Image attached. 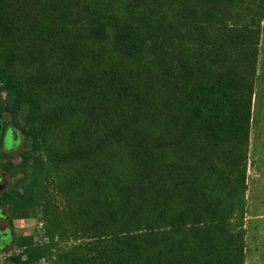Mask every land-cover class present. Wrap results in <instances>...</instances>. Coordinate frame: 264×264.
<instances>
[{
    "label": "trees",
    "instance_id": "1",
    "mask_svg": "<svg viewBox=\"0 0 264 264\" xmlns=\"http://www.w3.org/2000/svg\"><path fill=\"white\" fill-rule=\"evenodd\" d=\"M90 1L0 0V113L29 148L0 201L12 223L48 181L68 200L42 217L49 242L17 234L7 261L244 264L264 0Z\"/></svg>",
    "mask_w": 264,
    "mask_h": 264
},
{
    "label": "rangeland",
    "instance_id": "2",
    "mask_svg": "<svg viewBox=\"0 0 264 264\" xmlns=\"http://www.w3.org/2000/svg\"><path fill=\"white\" fill-rule=\"evenodd\" d=\"M126 1L127 0H123V4L117 3V9L114 10L115 14L118 15L125 11L121 6L125 7ZM108 2L109 0H102L103 4ZM87 3L92 4L90 0H87ZM68 6V8L72 10L81 11L82 9L81 6H72L70 2ZM109 7L112 6L109 5ZM81 13H84V9ZM157 15L159 17L160 13L158 12ZM151 17L157 18L155 16ZM84 19L88 18L82 17L81 21ZM76 26L77 24L75 27ZM254 61V89L251 100L250 128L245 160L246 186L243 191L245 202V213L242 218V229L244 232L245 242L244 264H264V13L262 20L260 21L257 55ZM8 118L11 119L6 114L5 119L8 120ZM17 120L19 123H22V114H18ZM11 129L12 131L15 130L16 134L18 133L17 136L19 137V141L17 145L14 146V140L10 139L8 148L4 147V149H1V151L4 152V156H1L0 160L2 164H0V167L7 171L8 175H4L3 177L7 182L6 185H17L19 180L22 178V173L20 168L15 170V167L24 163V160L27 158L26 155L28 154L27 152L29 148L24 145L25 136L18 130V128L11 127ZM4 158H6L7 161H4ZM33 158L34 156L29 159V162H31ZM41 158L43 161L45 160L44 153L41 154ZM127 161L129 163L128 153L125 157L121 158L120 164L126 165ZM8 167L10 170L7 169ZM127 177L130 178L131 175H127ZM36 199H39L36 203H43V205L29 208L28 217H24V219H14L12 225H10L7 220L3 219L4 215L0 216V229L3 230L6 226V228L10 231V234H8V230H5L6 234L2 236L3 242L0 246V253L4 252L7 254V251L11 248H16L17 244H15L16 242L15 240L13 241V239L17 234H24L27 232L28 234H31L34 239L41 237V235L44 234L47 235L44 224L41 221L45 211L50 208L51 203H59V205L68 203L65 194L62 193L58 196L57 192L54 193L51 187V181H48L45 191L41 195L38 194ZM3 211L9 215V209L4 206H0V215ZM15 215L21 216L19 213H15ZM146 226V222H142V227ZM64 229L66 230V233L63 231L61 234V236H63V240H60V235L55 237V241L58 242L57 247L60 248H62L63 245L68 246L73 242L67 234L66 225ZM10 235L11 241H9ZM55 251L56 249L54 248L52 253L53 255ZM7 263H9L7 259L4 260L3 264Z\"/></svg>",
    "mask_w": 264,
    "mask_h": 264
},
{
    "label": "flooded vegetation",
    "instance_id": "3",
    "mask_svg": "<svg viewBox=\"0 0 264 264\" xmlns=\"http://www.w3.org/2000/svg\"><path fill=\"white\" fill-rule=\"evenodd\" d=\"M5 116H6L5 112L2 115L0 113V149H2V148L4 149V147L8 148L10 139L14 140L13 141L14 146H16L18 141H19V137L17 136L18 133L16 134V131L15 130L12 131V129H11V127L15 128V126H13L12 124L8 125L7 124L8 120L5 119ZM14 134H16V135H14ZM0 159H1V156H0ZM3 160L7 161L6 158H4ZM0 164H2L1 160H0ZM4 175L5 176L8 175L7 171L0 167V197H1L2 193L5 192L11 186L9 184L6 185L7 182L3 178ZM0 206L6 207V205H4L2 201H0ZM2 215H4L3 219L7 220L8 223L10 225H12V223L10 222V216L8 214H6L4 211L1 213L0 216H2ZM4 228L5 229H3V230L0 229V246L2 245V242H3L2 236H4L6 234L5 230H8V234H10L9 229L6 228V226ZM9 241H11V235H10ZM9 241H7V242H9ZM13 241H14V239H13ZM10 255H12V252L10 250L7 251V254H5L4 252L0 253V256L4 257L3 260H6ZM3 263L4 262L0 261V264H3ZM7 264H11V263L9 262Z\"/></svg>",
    "mask_w": 264,
    "mask_h": 264
},
{
    "label": "clouds",
    "instance_id": "4",
    "mask_svg": "<svg viewBox=\"0 0 264 264\" xmlns=\"http://www.w3.org/2000/svg\"><path fill=\"white\" fill-rule=\"evenodd\" d=\"M25 233H27V232H25ZM36 240V239H35ZM40 241H42V242H48V237H46V236H41V240ZM15 250H17L16 252H14ZM10 251L12 252V254H18L19 252H20V248L19 247H17L16 246V248L15 249H10ZM53 255H51V256H48V257H42V258H47V259H51V261L53 260ZM41 259V258H40ZM40 259H38V260H40ZM37 260V261H38ZM36 261V262H37ZM3 262H4V260H3ZM36 262L34 263V264H36ZM53 263V262H52Z\"/></svg>",
    "mask_w": 264,
    "mask_h": 264
},
{
    "label": "built area",
    "instance_id": "5",
    "mask_svg": "<svg viewBox=\"0 0 264 264\" xmlns=\"http://www.w3.org/2000/svg\"><path fill=\"white\" fill-rule=\"evenodd\" d=\"M16 251L17 250H15L14 252H16ZM0 259H1L0 261L3 262L4 257L0 256ZM36 264H53V263H52L51 259L41 258L40 260H38L36 262Z\"/></svg>",
    "mask_w": 264,
    "mask_h": 264
}]
</instances>
